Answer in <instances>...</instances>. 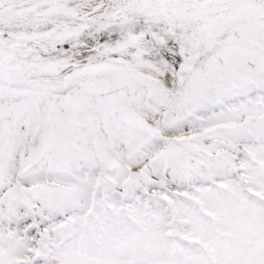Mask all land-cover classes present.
I'll use <instances>...</instances> for the list:
<instances>
[{
    "label": "snow or ice",
    "instance_id": "obj_1",
    "mask_svg": "<svg viewBox=\"0 0 264 264\" xmlns=\"http://www.w3.org/2000/svg\"><path fill=\"white\" fill-rule=\"evenodd\" d=\"M0 264H264V0H0Z\"/></svg>",
    "mask_w": 264,
    "mask_h": 264
}]
</instances>
